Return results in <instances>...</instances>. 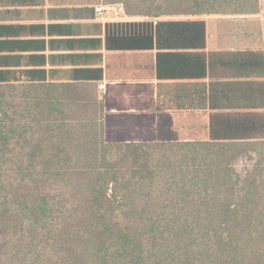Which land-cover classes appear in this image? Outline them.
<instances>
[{
    "label": "trees",
    "instance_id": "16d2710c",
    "mask_svg": "<svg viewBox=\"0 0 264 264\" xmlns=\"http://www.w3.org/2000/svg\"><path fill=\"white\" fill-rule=\"evenodd\" d=\"M114 2L128 15L153 18L259 11V0ZM122 24L130 27L123 47L205 45L204 20ZM166 26L181 34L191 27L193 41H163ZM22 84L91 89L100 128L78 175L69 158L57 167L60 173L26 172L33 148L25 163L16 162L17 177L0 173V264H264V141L224 140L210 131L207 140L110 143L91 84L0 82ZM6 132L0 130V151ZM243 154L253 161L244 173L232 163Z\"/></svg>",
    "mask_w": 264,
    "mask_h": 264
},
{
    "label": "crops",
    "instance_id": "0c3cea01",
    "mask_svg": "<svg viewBox=\"0 0 264 264\" xmlns=\"http://www.w3.org/2000/svg\"><path fill=\"white\" fill-rule=\"evenodd\" d=\"M250 16L153 18L110 12L105 0H0V82L91 84L110 143L207 140L210 131L264 141V46L240 20ZM147 20H204L205 45L123 47L130 27L122 23ZM178 29L162 40L193 41L191 27Z\"/></svg>",
    "mask_w": 264,
    "mask_h": 264
},
{
    "label": "rangeland",
    "instance_id": "374dc122",
    "mask_svg": "<svg viewBox=\"0 0 264 264\" xmlns=\"http://www.w3.org/2000/svg\"><path fill=\"white\" fill-rule=\"evenodd\" d=\"M114 1L105 0L109 11H124L123 4ZM233 15H253L240 20L247 33L264 46V0H259L257 13ZM88 89L0 85V130L7 131L9 137L6 147L1 149L4 151H0V173L6 178L17 177L16 162L25 163L27 157L32 156L27 155L26 150L33 148L32 165L26 172L39 177L60 173L63 169L57 170V167L65 162V158H69L74 167L73 175H78L80 164L93 156L88 152L95 149L100 128L99 104L93 100L91 89ZM185 120L182 117L176 119L179 123ZM8 128L15 131L11 132ZM180 134L182 132L164 130L161 133L162 137L168 139L180 137ZM253 156L255 159L254 153ZM252 162L244 154L232 160L236 169L242 173Z\"/></svg>",
    "mask_w": 264,
    "mask_h": 264
},
{
    "label": "built area",
    "instance_id": "2783aa9c",
    "mask_svg": "<svg viewBox=\"0 0 264 264\" xmlns=\"http://www.w3.org/2000/svg\"><path fill=\"white\" fill-rule=\"evenodd\" d=\"M102 10H103V7L102 6H99V7L96 8V11H98V12H101ZM98 87H99V89H101L103 87V83H100L98 85Z\"/></svg>",
    "mask_w": 264,
    "mask_h": 264
}]
</instances>
